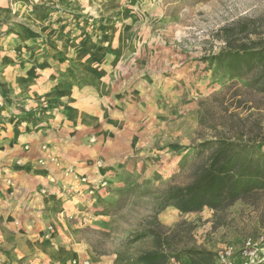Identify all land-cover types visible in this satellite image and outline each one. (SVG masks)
<instances>
[{"label": "rangeland", "instance_id": "374dc122", "mask_svg": "<svg viewBox=\"0 0 264 264\" xmlns=\"http://www.w3.org/2000/svg\"><path fill=\"white\" fill-rule=\"evenodd\" d=\"M117 13L122 14L115 17ZM63 23L91 32L87 40L93 45H101L105 32L114 37L118 32L125 46L139 47L141 55L155 50L158 58L160 47H165L173 60L170 77L156 71L158 76L166 74L169 83L160 84L162 77L156 78L149 100L141 102L145 109L139 110L140 128L154 145L149 143V151L135 155L139 160L115 171L119 182L109 184L107 176L115 197L107 209L94 212L103 216L101 228L82 230L93 252L106 256L110 264H130V259L154 248L151 230L165 233L175 252L199 246L204 236L219 242L212 236L219 226L235 244L264 228V191L225 209L205 208L203 216H185L172 205L162 208L167 188L191 183L208 161L212 149L201 143L222 136H264V91L249 84L258 71L236 77L213 72V57L229 46L230 34L235 44L255 40L264 45V0H0V56L10 49L19 62L39 61L36 48L47 46L46 40L51 43L55 26ZM91 210L78 209L71 218L85 224L84 212ZM144 233L148 235L136 240ZM184 259L185 254L176 261L184 264Z\"/></svg>", "mask_w": 264, "mask_h": 264}, {"label": "crops", "instance_id": "0c3cea01", "mask_svg": "<svg viewBox=\"0 0 264 264\" xmlns=\"http://www.w3.org/2000/svg\"><path fill=\"white\" fill-rule=\"evenodd\" d=\"M67 16L59 14L60 18ZM69 23L56 25L54 40L36 48L35 53L41 52L37 62H19L10 49L0 56L3 264H81L85 260L110 264L82 236L86 226L101 228L103 216L94 212L107 209L115 197L112 189L100 187L98 181L109 177V184L119 182L115 171L139 160L135 155L149 151V143L154 145L140 128L143 113L139 110L145 109L142 103L149 100L156 78L162 77L160 84L169 83L171 51L160 47L158 58L155 50L141 55L139 47L125 46L124 36H117L118 32L113 33L115 37L105 32L101 45H93L87 40L91 32ZM165 66H169L167 71ZM156 71L167 72L169 77L158 76ZM49 155L57 156V162L49 161ZM99 159L103 167L98 174L95 165ZM70 167L79 178L65 174ZM78 209H93L84 212L85 224L71 218ZM197 213L206 215L205 210ZM188 214L192 213L185 216ZM206 217L210 220L211 215ZM222 227L211 232L219 242L204 236L199 246L215 253L230 243ZM170 260L166 264L179 263ZM184 260L190 264L186 255Z\"/></svg>", "mask_w": 264, "mask_h": 264}, {"label": "trees", "instance_id": "16d2710c", "mask_svg": "<svg viewBox=\"0 0 264 264\" xmlns=\"http://www.w3.org/2000/svg\"><path fill=\"white\" fill-rule=\"evenodd\" d=\"M231 36L227 37L229 46L213 57L214 75L236 77L258 71L249 84L264 91V45L255 40L235 44L230 41ZM244 138V134L222 136L201 143L200 147L212 149L208 161L198 169L191 183L167 188L162 208L172 205L183 214L205 208L219 210L264 191V136L261 140ZM148 233L154 238V248L130 259V264H166L170 258L179 259L183 254L190 264H214L215 254L210 250L191 245L172 252V242L165 233L155 230ZM148 233L137 236L136 240Z\"/></svg>", "mask_w": 264, "mask_h": 264}, {"label": "built area", "instance_id": "2783aa9c", "mask_svg": "<svg viewBox=\"0 0 264 264\" xmlns=\"http://www.w3.org/2000/svg\"><path fill=\"white\" fill-rule=\"evenodd\" d=\"M43 149L46 150L47 146L44 145ZM48 160L57 162V156L49 155ZM42 164L45 163L44 159H41ZM96 172L99 174L100 169L103 167V161L101 159L96 161ZM65 174L73 175L76 178L79 176L76 173L74 167H70L65 171ZM81 181H87L86 177H80ZM10 183V181H8ZM100 187L106 188L108 181L104 178L98 181ZM45 192V190L43 191ZM90 195H93V190L88 191ZM53 230V226L50 227ZM214 264H264V228L258 231L256 234L246 235L240 243H227L220 249L215 251ZM0 264H3V257L0 254ZM74 264H79L74 261ZM82 264H91L90 261H84Z\"/></svg>", "mask_w": 264, "mask_h": 264}]
</instances>
